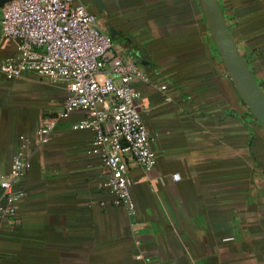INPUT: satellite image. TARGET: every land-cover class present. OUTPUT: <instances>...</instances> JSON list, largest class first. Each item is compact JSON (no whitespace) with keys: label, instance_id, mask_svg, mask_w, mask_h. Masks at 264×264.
Here are the masks:
<instances>
[{"label":"crops","instance_id":"obj_1","mask_svg":"<svg viewBox=\"0 0 264 264\" xmlns=\"http://www.w3.org/2000/svg\"><path fill=\"white\" fill-rule=\"evenodd\" d=\"M218 1L264 94V0ZM73 3L102 18L149 79L131 86L155 165L127 169L144 226L133 236L123 208L112 205L92 132L72 128L84 117L75 111L56 124L41 154L29 155L16 186L25 198L1 222L0 264H264V128L235 91L199 0ZM15 55V42L0 32V64ZM65 96L63 83L0 74V178L20 138L57 115Z\"/></svg>","mask_w":264,"mask_h":264},{"label":"built area","instance_id":"obj_2","mask_svg":"<svg viewBox=\"0 0 264 264\" xmlns=\"http://www.w3.org/2000/svg\"><path fill=\"white\" fill-rule=\"evenodd\" d=\"M0 32L16 44V55L0 64L6 80L33 74L63 83L66 93L57 115L41 120L31 138H20L11 167L0 178V226L17 215V204L25 198L16 186L29 170V155L43 152L60 120L82 111L83 119L72 128L92 132L91 150L101 156L105 169L103 186L113 196L112 205L123 208L131 234L137 236L144 224L136 221L128 163L149 172L155 160L152 138L141 119V96L131 84L149 83L146 74L114 44L102 18L73 0H14L1 9ZM171 178L179 181L178 175Z\"/></svg>","mask_w":264,"mask_h":264},{"label":"water","instance_id":"obj_3","mask_svg":"<svg viewBox=\"0 0 264 264\" xmlns=\"http://www.w3.org/2000/svg\"><path fill=\"white\" fill-rule=\"evenodd\" d=\"M14 0H0V10ZM210 36L226 73L250 115L264 128V94L256 84L224 18L218 0H199Z\"/></svg>","mask_w":264,"mask_h":264}]
</instances>
